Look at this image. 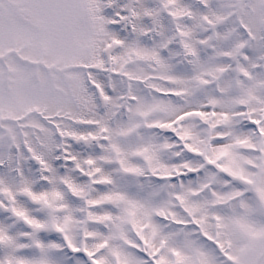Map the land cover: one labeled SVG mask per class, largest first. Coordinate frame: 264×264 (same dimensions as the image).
Here are the masks:
<instances>
[{
	"label": "snow or ice",
	"instance_id": "6c2138e0",
	"mask_svg": "<svg viewBox=\"0 0 264 264\" xmlns=\"http://www.w3.org/2000/svg\"><path fill=\"white\" fill-rule=\"evenodd\" d=\"M0 264H264V0H0Z\"/></svg>",
	"mask_w": 264,
	"mask_h": 264
}]
</instances>
